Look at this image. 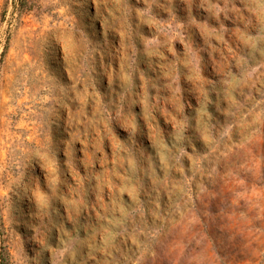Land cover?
<instances>
[{
  "label": "rangeland",
  "instance_id": "obj_1",
  "mask_svg": "<svg viewBox=\"0 0 264 264\" xmlns=\"http://www.w3.org/2000/svg\"><path fill=\"white\" fill-rule=\"evenodd\" d=\"M0 264H264V0H0Z\"/></svg>",
  "mask_w": 264,
  "mask_h": 264
}]
</instances>
